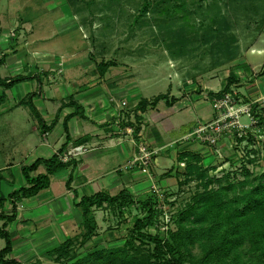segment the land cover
I'll return each instance as SVG.
<instances>
[{"label":"rangeland","instance_id":"374dc122","mask_svg":"<svg viewBox=\"0 0 264 264\" xmlns=\"http://www.w3.org/2000/svg\"><path fill=\"white\" fill-rule=\"evenodd\" d=\"M144 1L148 5V11L142 15ZM12 44H17L15 53ZM28 48L63 54L66 62L71 59L78 62L79 55L89 51L90 60L95 64L101 59L113 61L114 64L110 65L111 75L121 83L120 91L116 92L117 97L123 96L130 102L135 95L152 99L159 94H167L171 87L173 94L182 96L184 84L193 83V75L197 77L195 84H199V76L204 71L209 79L208 87L219 88L220 77L224 85L230 70L241 68V60L245 58L257 63L255 81L264 90V0H0V56L6 53L10 55L0 65L1 77L13 78L17 74L28 73L30 64L36 61L30 58L34 53H28ZM11 65L20 70L16 71L17 68H14L16 70L12 72L9 69ZM72 72L69 68L65 73L68 82L72 79ZM175 73L178 77H175ZM246 75L244 72L241 76V90L234 83L229 90L237 92L239 97L248 102L259 101L264 105V96L251 99L241 92L246 91V85L251 87ZM58 78L57 82H63V77ZM38 81L46 88L45 78ZM38 81L36 77L4 89L5 98L0 103V146L4 151L2 157H16L18 153H10L14 144L26 152L29 148L27 142L35 140L32 128L37 122L35 116L28 106L14 107V104L27 90H31V86L35 90ZM57 82L51 85H58ZM220 89L210 91L213 92L212 95L208 92L204 97H193L191 101L183 99L173 106H167L161 101L157 104L159 114L155 118L153 115L156 109L147 112L150 123L157 125L165 145L162 148L163 154L159 155V164L155 167L158 174L162 175L161 165L166 153L164 150L170 148L171 141L172 145L184 139L182 137L194 129L199 119H205V114H209L212 108V97ZM2 90L0 86V92ZM187 90L191 92L190 89ZM200 91L202 90L198 91V88L194 90L197 94ZM48 93L55 94L54 91ZM196 99H201L203 104L196 105L200 101ZM241 120L248 121L245 116ZM136 126L142 128L141 124L134 122L132 127L135 129ZM261 129L263 131L257 132L258 136L264 135V126ZM228 134L230 136L227 131L225 136ZM256 138L259 143L258 139L252 137L251 140L248 137L245 140L238 138L240 143L236 145H232V140L229 154H225L218 146L214 147L217 158L222 163L228 159L231 161L226 167H209V172L217 176H221L223 171L235 172L234 175L240 179L244 163L254 173L261 170L264 165L263 152H260L263 141L260 137ZM251 149L259 151V156L253 162H249L246 157L248 154L253 156L249 153ZM167 161L172 163L170 157ZM0 163L3 164L2 159ZM1 173L5 178L14 180L13 186L19 187L24 182L17 161ZM142 175L144 173L141 172ZM181 180L183 175L177 176V182L168 191H163V187L158 184V189L162 191L158 197L160 201L156 204L158 215L147 226L146 230L149 232L158 231L163 234L168 229H176L173 214L199 189L196 180L185 184L179 183ZM164 181L166 180L161 183H165ZM56 182L57 180L53 184L54 191L58 186ZM146 195L144 193L141 198ZM135 200L134 204L126 208L109 205L96 208L99 223L97 233L88 241H83L80 233L75 238L78 235L75 234L70 249V255L74 253L72 258L64 254L61 260L56 261L55 257L48 256L42 264H73L90 251L121 247L131 239L136 216H142L145 212L138 202L139 197H135ZM53 223L57 226L59 221ZM56 232L60 244L64 238L57 227ZM0 242L5 245V240L1 237ZM134 242L139 243L138 239ZM150 246L152 244L145 245ZM199 252V248L195 246L193 253Z\"/></svg>","mask_w":264,"mask_h":264},{"label":"crops","instance_id":"0c3cea01","mask_svg":"<svg viewBox=\"0 0 264 264\" xmlns=\"http://www.w3.org/2000/svg\"><path fill=\"white\" fill-rule=\"evenodd\" d=\"M15 47L17 49V44ZM31 51H33L34 56H30V58L32 57L36 61L29 66L27 74L30 77L20 82H26L36 77L38 81L43 77L47 80L46 88L43 87L42 82L38 81L35 90H32L33 86H31V90H27L26 94L16 101L14 107L25 106L20 104V102L29 93H32L34 94L32 100L44 122L49 124L56 116L58 122L51 130L41 132L39 120L32 113L37 120L32 126L35 140L32 143L31 141L27 142L29 148L26 149V152L14 144L10 153H18L16 155L18 157L11 155L2 157L1 155H3L4 151L0 146V159L3 160V164L0 163V196H7L12 190L27 184L22 171L24 182L21 186L16 187L15 185L13 186L14 180H9L3 176L2 170L11 168L15 161L19 163L20 169H22L24 165H30L38 158H49L58 152L67 134L64 128V121L68 114L74 111V107L68 105L70 100L76 101L81 107L79 115L67 121L71 141L61 155L64 156V160L69 158L77 160V164L75 166L70 165L51 174L50 186L41 190L37 195L20 200L6 199L4 201L2 208H0V214L9 215L15 213L13 221H7L6 223L5 219L0 220V225L6 223L5 228L9 231L13 243L12 251L7 255V258L15 259L20 264H42L45 258L50 257V250L59 245L55 234L57 233L56 227L63 235L64 240L61 242L72 238L75 234H81L83 231L82 215L81 209L76 203L80 201L81 196L84 194H93L99 190H106L110 194H116L122 188H127L134 196L136 195L135 197L141 198V195L151 191L150 187L154 183L156 185L159 184L161 188L163 187V191L173 188L174 183L177 182L178 172H183L185 168L184 162L177 161V155L182 151L190 150L198 153L202 157V164L205 167L215 165L226 167L227 163L231 161L228 159L225 163H222L221 159L217 158L218 154L214 146L198 140L195 135H191V132L199 124L215 116V110L212 107L210 113L205 114V119H199L194 125V129L192 131L189 130L182 137L184 139L176 141L172 145L173 141H171L169 144L170 148L164 150L166 153H164L161 165L163 169L162 175L158 174L155 171V167L159 164V155L163 154L162 148L165 145H163V139L157 125L154 122L150 123L147 117V112L150 109L157 110L153 118L159 114L157 104L161 101H164L167 106H173L186 98L191 101L193 97L201 98V95L204 97L208 92L212 95L214 91L222 88L223 79L221 77V87L214 88L212 86L208 87L209 79H207L206 71L201 72L203 74L199 76L200 82H203L201 84L200 82L195 84L197 77L193 75V83L186 82L184 84L182 96L178 97L173 94L172 87L169 89L167 99L175 98L171 104L167 103V99H161L155 106H148L146 111L141 112L136 110V104L140 98L145 97L135 95L132 102L123 96L118 98L116 92L120 91L119 84L121 83L111 75V66L107 67L105 72H100L94 61L90 60V51L89 53L80 54V61L78 62H74L73 59L67 61V65L66 60H64L66 57L63 54L35 48L27 49L28 53ZM241 62H243L241 68L236 67L235 71L232 70L237 78L234 84L241 90V76L245 72L248 75H246L247 80L251 82V87L246 85V91L241 92L246 98L263 97L264 90L255 81L257 63L255 64L253 60L247 61V58L241 60ZM14 68H17V70ZM69 68L73 71L70 82L65 77V73ZM238 68H240V71H237ZM9 69L14 72L15 70L18 71L19 67L11 65ZM75 73L78 74L76 75ZM174 75L178 77L176 73ZM58 77H63V82H57ZM55 81L58 85H51ZM187 85H190V87L188 88ZM197 88L198 91L202 90L199 94L194 92ZM187 89H190L191 92L189 93ZM49 91H54L55 94H49ZM124 100H127L126 106L122 105ZM196 100H200L196 102V105L203 104L201 99ZM3 101L4 99L0 103ZM54 103L57 104L56 107L52 106ZM62 105L64 106L60 109ZM137 114H141L139 124L141 123L143 127V138L150 147L158 150L156 156H154V165L151 169L153 176L148 170H143L138 166H130L133 156L137 153L138 142L141 140V138L139 139L136 136L137 129L140 126L135 127L134 133L129 130L134 122L138 123L136 122ZM55 131L58 132L56 133ZM232 140L231 136L226 135L219 140L217 146L225 154H229L231 153ZM169 157L172 159V163L167 161ZM45 171V166L40 165L38 171L32 172V174ZM141 172L144 175L141 176ZM69 178H71V183L68 187L66 182ZM55 180H57L58 186L54 191L53 184ZM162 180H166L164 181L165 183L162 184ZM97 211L95 209L93 213L96 219ZM52 218L55 222L59 221L57 226L53 225L54 221ZM3 246L0 242V249Z\"/></svg>","mask_w":264,"mask_h":264},{"label":"trees","instance_id":"16d2710c","mask_svg":"<svg viewBox=\"0 0 264 264\" xmlns=\"http://www.w3.org/2000/svg\"><path fill=\"white\" fill-rule=\"evenodd\" d=\"M148 5L144 1L141 14L148 11ZM13 51L15 45L12 44ZM12 51V52H13ZM15 53V51H14ZM9 53L0 56V65L4 63ZM91 57V56H90ZM114 64L113 61L101 59L96 63L100 72H105L107 67ZM29 74H17L13 78L0 76V101L4 99V89L13 87L16 83L29 78ZM236 75L231 70L226 83L217 94L229 90L236 81ZM34 94L29 93L20 104L28 106L31 112L39 120L41 132L51 130L58 122L57 116L47 124L33 102ZM167 94H159L153 99L140 98L136 104V110L144 112L148 106H155L161 99H167ZM167 99V103L171 104ZM68 105L74 107V111L68 114L64 121L67 132L65 141L49 158H38L30 165H24L21 169L27 182L19 188L12 190L7 196H0V208L6 199L20 200L37 195L41 190L47 189L51 183V174L68 167L75 166L77 160L69 158L64 160L61 155L71 141L67 121L79 115L80 105L70 100ZM61 106L60 109L63 108ZM141 114L136 115V122L140 121ZM138 130V129H137ZM251 140V137H248ZM244 147V146H243ZM258 150L251 149L253 156H246L249 162L255 161ZM263 152L264 146L260 150ZM156 156V154H155ZM178 162H184L183 180L185 184L196 180L199 189L191 195L184 205L173 214L176 229H168L166 233H151L146 230L153 219L157 217L156 204L159 202L158 195L151 191L138 201L145 210L142 216H136L133 223L131 239H128L121 247L102 248L90 251L73 264H264V165L261 170L254 173L246 164H242V178H237L235 172L223 171L221 176L211 174L210 168L202 164V157L192 151H182L177 155ZM40 165H44L45 172L38 171ZM152 169V166L150 170ZM152 171V170H151ZM71 178L66 182L69 187ZM136 202L134 195L127 189L122 188L116 194H110L106 190H99L93 194H84L76 203L81 209L82 229L81 239L90 240L97 233V220L94 216L96 208L109 205L117 208H126ZM13 221L15 213L0 214V220ZM6 223L0 225V237L5 240V245L0 249V264H20L15 259L7 258L13 248L12 238L5 228ZM80 236L76 235L75 238ZM74 238H68L58 246L50 250V256L56 261L63 255L73 257L71 247ZM138 239V244L134 241ZM152 244L150 247H145ZM197 246L198 254L193 253Z\"/></svg>","mask_w":264,"mask_h":264},{"label":"built area","instance_id":"2783aa9c","mask_svg":"<svg viewBox=\"0 0 264 264\" xmlns=\"http://www.w3.org/2000/svg\"><path fill=\"white\" fill-rule=\"evenodd\" d=\"M258 102L259 101L248 102L239 97L237 92L230 90H227L222 94H217L212 97L211 102L212 107L215 110V116L208 121L199 124L193 130L191 135H195L199 140L216 147L218 140L224 137L228 131L233 139L232 145L238 144V138L245 140L247 137H252L254 139L260 137L263 141L261 145L264 146V135L260 134V136H258L257 133L263 131L261 127L264 126V105ZM122 105L126 106L127 101H122ZM237 105H239V107H236ZM243 116H245L248 121L243 122L241 120ZM142 129L143 127L140 128L136 134L141 140L138 142L137 153L133 156L130 166L141 167L143 170L150 171L151 174L152 171L150 168L151 166L153 167V159L158 150L150 147L148 142L143 138ZM129 130L131 133L135 132L133 127H130ZM257 142L259 143V139ZM216 150L218 151V149ZM151 176H153V173ZM151 190L155 192L158 197L161 196L162 191L158 189V185L155 183L152 184Z\"/></svg>","mask_w":264,"mask_h":264}]
</instances>
